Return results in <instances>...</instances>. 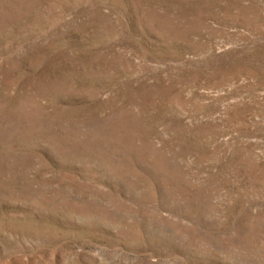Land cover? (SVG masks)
<instances>
[{"label": "rangeland", "instance_id": "rangeland-1", "mask_svg": "<svg viewBox=\"0 0 264 264\" xmlns=\"http://www.w3.org/2000/svg\"><path fill=\"white\" fill-rule=\"evenodd\" d=\"M0 264H264V0H0Z\"/></svg>", "mask_w": 264, "mask_h": 264}]
</instances>
